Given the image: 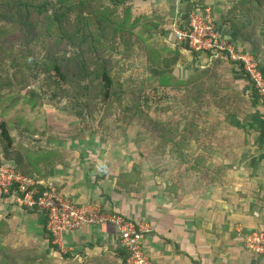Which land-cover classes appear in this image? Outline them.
Here are the masks:
<instances>
[{"label": "crops", "instance_id": "0c3cea01", "mask_svg": "<svg viewBox=\"0 0 264 264\" xmlns=\"http://www.w3.org/2000/svg\"><path fill=\"white\" fill-rule=\"evenodd\" d=\"M189 1L131 3L135 15L164 18L168 29L173 16L182 15ZM231 2L203 0L200 4L213 9L217 27L228 42L254 54L255 49L222 22ZM260 33L262 52L256 58L264 70V28ZM167 34L172 41L173 32ZM192 53L191 60L179 63L176 74L185 78L189 70L207 68V77L218 80L214 110L207 111L211 123L202 131L205 141L195 146L204 158L183 163L190 164L187 171H180L174 162L171 171L153 175L125 146L101 139V131L66 146L60 139L52 140V151L38 155L33 165L38 173L45 171L44 176L40 174L43 181L57 186L71 201L123 214L145 228L144 250L152 264H264V256L249 252L238 235L240 229H264V103L258 95L253 97L250 82L237 64L226 57L210 59L207 54ZM135 162L137 169L141 167L139 176L132 169ZM7 203L0 204V219L9 210L19 218L13 226L15 239L24 242L18 244L35 245L47 254L46 259H53L55 252L37 234L41 216ZM12 235L2 232L0 238L4 243ZM56 244L61 254L66 253L59 254L65 264H126L118 232L109 223L66 231L62 243Z\"/></svg>", "mask_w": 264, "mask_h": 264}, {"label": "trees", "instance_id": "16d2710c", "mask_svg": "<svg viewBox=\"0 0 264 264\" xmlns=\"http://www.w3.org/2000/svg\"><path fill=\"white\" fill-rule=\"evenodd\" d=\"M132 1L0 0V100L4 98L3 90L18 76L30 80L44 74L51 92L47 94V99H65L74 109L76 117H88L97 110L93 109L95 104H111L120 97L119 72H112L113 62L119 60L118 57L112 58V53L117 54L119 51L117 45H123L119 54H125L128 48L135 50L137 56L143 51L145 71L152 83L158 86L187 87L208 75L209 69L201 68L187 79L179 77L174 68L181 49L189 50L188 45L183 43L180 49L174 48L177 42L164 37L172 31L171 24L170 28L164 29V18L155 20L147 15H135ZM201 2L203 0L189 1L181 17L186 19L196 8H206ZM222 22L236 31L256 53L262 51L260 32L264 28V0H232L224 11ZM183 24L180 21L179 26L183 27ZM163 40L168 43H163ZM228 60L237 64L246 74L253 97H257L242 63ZM51 86L55 91L51 90ZM22 87L32 97L46 99L37 90L29 89V85L24 83ZM140 98L132 90L131 104L121 105L119 101L118 105L128 111L135 110L137 114L144 104ZM144 118L153 126L159 138L166 139L168 136L173 142V134L162 132L164 129L160 128V121L148 116ZM261 136L264 138V124ZM0 162L10 163L17 172L32 177L38 182L37 186L43 189L42 183L46 182L35 177L33 173L37 169L15 144L9 123L1 116ZM132 169L137 171L136 164ZM41 173L43 176L46 174L45 171ZM23 208L28 213L41 216L42 238L55 253L66 256V253L61 254L52 233L46 228L47 217L44 212L37 207ZM123 252L122 259L126 261L128 252L125 249ZM46 257L47 254L35 245H22L10 251L7 259H10L11 264H43Z\"/></svg>", "mask_w": 264, "mask_h": 264}, {"label": "rangeland", "instance_id": "374dc122", "mask_svg": "<svg viewBox=\"0 0 264 264\" xmlns=\"http://www.w3.org/2000/svg\"><path fill=\"white\" fill-rule=\"evenodd\" d=\"M207 7L212 13L213 9ZM145 15L149 16V14ZM181 16H173L172 28L174 23H180V20L183 19ZM162 22L164 23V21ZM161 29L165 31V28ZM166 35L164 37L167 40L168 35ZM171 39L173 42H177L174 48L180 49L183 43L176 41L175 37ZM158 43L157 41V45ZM163 43H168V41L163 40ZM122 47L123 45H117L119 51L115 50L117 54L112 53V58H119L118 61L113 62L112 72H119L117 78L121 84L120 97L118 100L112 101L111 104L107 102L102 105L95 104L93 109L97 110L88 117H76L74 109L65 99L58 97L53 100L47 99V94L51 92L47 80L44 79V74H41L37 79L31 78L30 80L18 76L16 81L11 82V85L3 90L4 98L0 100V116L9 123L14 142L22 149L28 161L34 164L39 159L38 155L42 157L43 154L51 152L55 146L52 140L60 139L59 141L64 142L66 146L69 142L75 143L74 139H78L80 136H87L91 133L98 134L99 131H101V139L112 141L114 146H125L126 150L133 152L136 161L142 162L156 176L171 171L174 162L179 165L177 168L181 167L178 169L183 172L190 167L189 163L187 165H183V163L199 156L203 157L204 152L197 151L195 146H198L196 143H204L205 132L202 131L211 123L207 111L214 110L212 99L213 95L217 93L214 91L216 80H218L217 76H214L215 79L211 76H202L201 79L188 84L187 87L158 86L156 83H152V79L145 71L144 52L141 51L137 56L134 54L135 50L128 48L125 50V54H119ZM259 52H254V55L259 57ZM193 56L191 51L181 49L174 72L177 73L179 63H187ZM258 63L260 69L263 70L261 60H258ZM189 71H191L190 74L187 73L185 78L179 77L184 80L197 72V70ZM143 80L144 82H142ZM24 83L29 85V89L42 93L47 100L27 94V89L22 87ZM51 90L55 91L53 86H51ZM132 90L136 95H140L142 103L144 101L141 111L137 114H135V110L128 111L118 105L119 101L122 102L121 105L131 104ZM146 101L147 103H145ZM145 116L160 121V128L164 129L162 132L173 134V142L169 140L168 136L166 139L159 138L153 126L147 123ZM160 135H162L161 132ZM56 147L61 148L62 146ZM43 164H46V161ZM33 174L36 178H41L40 174L42 173L35 171ZM140 174L141 167L139 166L135 175L139 176ZM4 202H8L9 207L14 205L24 207L14 203L11 199H6L0 204H5ZM13 215L14 212L9 210L0 219V233L13 234L11 238H6L4 243L0 238V264H11L10 259H7L8 253L19 246L26 245V243L19 245L18 242L24 241L15 239L14 231L17 228H13V226L16 221H19V218L13 217ZM40 227L37 234H41V237L39 236L41 239L43 226L39 225ZM43 241L46 240L43 239ZM46 244L47 242H45ZM53 260L54 264L62 262L65 264L57 253L53 255V259H46L43 264H51Z\"/></svg>", "mask_w": 264, "mask_h": 264}, {"label": "built area", "instance_id": "2783aa9c", "mask_svg": "<svg viewBox=\"0 0 264 264\" xmlns=\"http://www.w3.org/2000/svg\"><path fill=\"white\" fill-rule=\"evenodd\" d=\"M183 27L174 23L175 40L186 43L189 50L207 54L210 59L226 57L242 63L253 88L264 103V75L256 56L249 50L236 48L223 37L210 8H196L188 18L181 19ZM32 177L17 172L13 165L0 162V203L11 199L27 208L37 207L47 217L46 228L54 242L61 244L66 231L92 224H112L119 241L128 252L126 264H152L144 250L145 228L117 212L102 210L93 204L71 201L57 186L43 184L41 190ZM244 247L253 255L264 256V229L244 230L238 233Z\"/></svg>", "mask_w": 264, "mask_h": 264}]
</instances>
